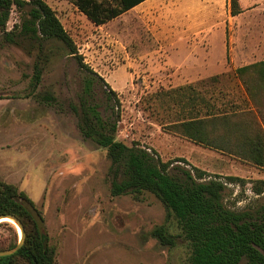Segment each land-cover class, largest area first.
<instances>
[{
	"label": "rangeland",
	"instance_id": "374dc122",
	"mask_svg": "<svg viewBox=\"0 0 264 264\" xmlns=\"http://www.w3.org/2000/svg\"><path fill=\"white\" fill-rule=\"evenodd\" d=\"M45 1L85 62L103 78L105 85L95 89L94 98L102 113L106 84L116 91L117 140L149 148L164 162L184 158L189 165L180 166L244 180L242 186L228 185V207L264 204L252 191L255 182L264 181V167L238 154L174 139L177 135L158 125L141 103L147 96L190 85L208 98L220 96L219 104L246 98L235 71L264 60V0H239L243 11L237 16L231 14L232 0H156L103 26L66 0ZM18 20L13 11L7 28ZM35 61L36 52L0 39V180L25 192L40 210L56 264H188L183 239L167 248L151 236L167 218L156 197L145 194L139 202L111 195L106 150L82 136L72 109L79 107L85 76L76 61L50 56L34 90ZM46 96L55 101L45 102ZM164 112L161 116H167ZM9 223L20 238L16 225ZM169 225L178 235L176 223ZM9 236L6 228L0 229L2 240Z\"/></svg>",
	"mask_w": 264,
	"mask_h": 264
},
{
	"label": "trees",
	"instance_id": "16d2710c",
	"mask_svg": "<svg viewBox=\"0 0 264 264\" xmlns=\"http://www.w3.org/2000/svg\"><path fill=\"white\" fill-rule=\"evenodd\" d=\"M66 1L93 24L103 26L147 0ZM13 11L19 20L9 30ZM242 11L239 0H232V16ZM0 39L36 52L31 81L34 90L42 82L43 66L50 56L76 61L85 75L79 107H72L78 116V128L85 139L106 150L113 197L131 196L141 202L145 194H151L164 205L166 222L151 232L161 246L172 248L177 238L183 239L190 252L188 264H264V204L231 208L225 203L228 185L242 186L245 181L180 166L179 163L189 165L184 158L164 162L149 148L117 140L120 101L116 91L106 84L107 109L102 113L94 98L95 89L105 85L103 78L85 62L77 43L45 0H0ZM235 76L246 96L237 104H219L220 96L208 98L190 85L145 97L141 101L143 111L170 133L205 148L238 154L264 167V60L236 69ZM44 101L51 103L55 99L46 96ZM160 110H165L167 116H161ZM252 191L264 200V181L255 182ZM1 215L16 216L26 237L18 252L0 257V264H56V249L44 232L42 213L25 192L2 180ZM172 220L178 235L170 229ZM1 228H6L10 236L0 238V251L15 248L20 239L15 227L2 222Z\"/></svg>",
	"mask_w": 264,
	"mask_h": 264
},
{
	"label": "water",
	"instance_id": "95a60500",
	"mask_svg": "<svg viewBox=\"0 0 264 264\" xmlns=\"http://www.w3.org/2000/svg\"><path fill=\"white\" fill-rule=\"evenodd\" d=\"M2 222H13L16 227L19 230L20 233V239L19 242L17 244V246L11 250H5V251H0V257H6V256H11L13 254H15L16 252H18L25 241V237H26V233L23 227V224L21 223V221L14 215H1L0 216V223Z\"/></svg>",
	"mask_w": 264,
	"mask_h": 264
},
{
	"label": "crops",
	"instance_id": "0c3cea01",
	"mask_svg": "<svg viewBox=\"0 0 264 264\" xmlns=\"http://www.w3.org/2000/svg\"><path fill=\"white\" fill-rule=\"evenodd\" d=\"M156 2V0H147V1H145V2H143V3H141V4H139L138 6H136L135 8H133L132 10H130V11H128L127 13H130V12H132V11H138V10H141V9H145V8H147L149 5H152L153 3H155ZM127 13H125V14H127ZM125 14H123L122 16H124ZM122 16H120V17H122ZM119 17V18H120ZM118 19V18H117ZM116 20V19H115ZM114 21V20H113ZM112 22V21H111ZM226 37H227V32H226ZM181 137L180 136H176V138H174V139H180ZM185 139V138H184ZM187 140V139H186ZM191 142V141H190ZM193 143V142H192ZM196 145V144H195ZM172 149V148H171ZM175 151H176V149H175Z\"/></svg>",
	"mask_w": 264,
	"mask_h": 264
}]
</instances>
